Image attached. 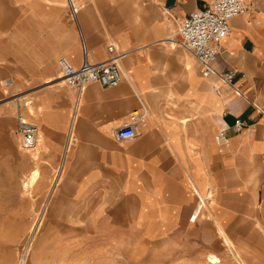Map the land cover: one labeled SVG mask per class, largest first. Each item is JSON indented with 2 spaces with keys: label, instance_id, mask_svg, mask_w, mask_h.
I'll return each instance as SVG.
<instances>
[{
  "label": "crops",
  "instance_id": "obj_1",
  "mask_svg": "<svg viewBox=\"0 0 264 264\" xmlns=\"http://www.w3.org/2000/svg\"><path fill=\"white\" fill-rule=\"evenodd\" d=\"M0 1L2 10L14 9L12 3L24 2L32 19L44 28L39 32L34 29L24 39L18 38L14 30L0 29V60L5 64L1 77L8 75L7 79L19 83L22 79L25 86L37 89L60 74L56 71L60 58L75 67L81 65L82 41L89 62L108 58L107 43L127 53L120 64L123 80L116 88L91 84L78 95L73 89L61 87L58 81L54 84L57 89L51 90L49 85L32 92L36 108H40L35 120L41 140L37 158L43 153L42 162L49 167L65 151L78 97L80 102L71 130L74 143L62 161L64 179L52 198V206L64 204L67 209L64 213L50 209L48 216H116L105 213L107 208L88 213L95 195L110 193L140 203L137 215L125 216L159 218V212L168 206L153 208L148 204L168 201L163 195L183 192L179 185L183 164L191 170L193 154L202 169L209 165V154L212 155L211 166L221 169L218 174H209L216 179L225 173V158L238 154L247 162L249 173L262 176V184L264 169L258 164L257 154L264 163V142L255 139L250 128L264 125V0H246L253 8L250 17L241 15L230 21V34L218 46L212 63L214 74L207 77L188 51L170 44L168 39L175 35L186 15L207 7L213 0H117L102 14L85 8L77 18V26L61 18L64 4L55 8L45 0ZM34 3L39 8H33ZM38 15H42L40 21L34 18ZM11 20L7 28L13 25ZM228 73L236 74L234 87L240 96L222 83L221 76ZM133 112L143 115L144 125L137 127L135 141H117L116 129ZM20 115L22 118L21 111ZM238 119L244 130L242 135L232 137V127ZM7 124L0 132H14L12 117H8ZM223 129L228 130L232 144L225 150L214 146L216 155L211 137ZM16 132L19 133L17 125ZM230 145L232 149L228 151ZM15 154L20 153L15 150ZM27 155L20 154L26 159ZM172 177L178 181L170 184Z\"/></svg>",
  "mask_w": 264,
  "mask_h": 264
},
{
  "label": "rangeland",
  "instance_id": "obj_2",
  "mask_svg": "<svg viewBox=\"0 0 264 264\" xmlns=\"http://www.w3.org/2000/svg\"><path fill=\"white\" fill-rule=\"evenodd\" d=\"M45 1L55 8L64 4L61 18L67 24L76 25L85 8L102 14L117 0H73L75 8L69 0ZM13 6L14 9H0V29L14 30L18 38L24 39L34 29L39 32L43 28L32 19L31 10H27L24 2L12 3ZM70 7L76 12L74 17ZM33 8L39 7L34 3ZM34 18L40 21L42 15ZM11 19L14 23L7 28ZM4 65L0 60V73ZM56 71L59 74L57 61ZM57 76L37 89L49 85L51 90L57 89ZM7 78L8 75H0V130L6 126L9 116L14 119L15 127L14 132H0V264H264V180L260 184L262 176L250 174L247 162L238 154L225 158V173L218 179L209 175L221 170L211 166L212 155L209 154V165L202 169L193 154V168L189 170L183 164V180L179 184L183 192L163 195L169 200L148 204L153 208L168 206L159 212V218L125 216L137 215L140 203L124 200L122 194L110 193L95 195L88 213L107 208L105 213L116 216H48L50 209L57 208L52 206V198L64 179L63 159L72 149L74 131L70 132L69 150L65 148L60 152L54 165L49 167L42 162L43 153L33 161L30 151L20 146L16 116L19 105L22 119L36 125L40 108H36V96L32 92L37 89L25 86L21 79L20 83L15 80L12 88L3 90L1 82ZM61 87L70 89L63 82ZM27 101L31 104L22 107ZM77 104L79 106L80 102ZM243 130L231 136L238 137ZM250 130L255 139L264 142V125ZM211 144L214 148L212 137ZM230 149L232 145L228 151ZM15 150L28 154V158L15 154ZM259 156L260 153L257 154L258 164L264 169ZM261 159L264 161V154ZM229 165L235 167L228 169ZM33 170L35 182L30 184ZM177 181L172 177L170 184ZM178 187L177 184L176 189ZM57 209L64 213L67 207L62 204Z\"/></svg>",
  "mask_w": 264,
  "mask_h": 264
},
{
  "label": "built area",
  "instance_id": "obj_3",
  "mask_svg": "<svg viewBox=\"0 0 264 264\" xmlns=\"http://www.w3.org/2000/svg\"><path fill=\"white\" fill-rule=\"evenodd\" d=\"M71 15L76 12L70 7ZM253 8L246 0H213L207 7L191 11L178 24L174 38L168 39L170 44L188 51L201 65V73L207 77L214 74L212 63L215 61L218 46L230 34V21L238 16L250 17ZM83 60L79 67L72 65L66 58L58 60L60 80L78 95L88 85L98 84L103 88H116L123 80L120 62L126 58V52H118L114 45L107 46L108 58L99 62H89L82 41ZM235 73L221 76L225 85L231 86L235 94L240 96L234 87ZM12 80L6 79L1 83L4 90L10 89ZM31 101L25 102L26 108ZM21 106L17 107V126L20 136V146L24 151H31L36 146L37 127L26 122L20 115ZM144 125V117L138 112L128 116L127 121L115 131L117 141H130L136 137L137 127ZM233 132L239 133L244 124L238 119L233 125ZM214 145L220 150L228 147V130L217 131L213 137ZM67 143V142H66ZM66 148V147H65Z\"/></svg>",
  "mask_w": 264,
  "mask_h": 264
},
{
  "label": "bare ground",
  "instance_id": "obj_4",
  "mask_svg": "<svg viewBox=\"0 0 264 264\" xmlns=\"http://www.w3.org/2000/svg\"><path fill=\"white\" fill-rule=\"evenodd\" d=\"M69 3L71 4V6L73 7V8H75L76 7V4H75V2L73 1V0H69ZM170 38H174V37H170ZM118 51V50H117ZM120 64H121V62H120ZM120 68H121V66H120ZM123 73V72H122ZM124 76V75H123ZM56 79H58V81H60V82H62L61 80H59L60 79V77L59 76H57V78ZM12 80V79H11ZM2 83V82H1ZM14 86V81L12 80V84H11V87L10 88H12ZM4 90V89H3ZM81 97V96H80ZM78 99H79V97L77 98V102H76V106L74 107V109H73V112H72V114H71V126H70V132H71V130L73 129L72 128V126H74V124H75V122H76V117H77V113H78V107H77V103H78ZM37 127V126H36ZM70 132H69V135H68V139H67V144H68V141H69V144H68V146L66 145V148H69V146H70V144H71V139H69L70 138ZM38 134H39V131H38V127H37V137H38ZM39 138V137H38ZM40 139V138H39ZM36 140V146H35V148L33 149V150H31L29 153H30V156H31V158L33 159V160H35L36 158H37V154H38V152H39V150H40V144H41V140ZM135 139V138H134ZM134 139H132V140H134ZM229 143L230 142H228V146H229ZM69 150V149H68ZM67 152V151H66ZM59 179H60V176H59ZM59 179H58V181H59ZM30 184H33L34 182H35V170H33V172L31 173V175H30ZM195 191V190H194ZM39 224V223H38ZM37 224V225H38ZM36 225V228L38 227ZM36 230V229H35Z\"/></svg>",
  "mask_w": 264,
  "mask_h": 264
}]
</instances>
